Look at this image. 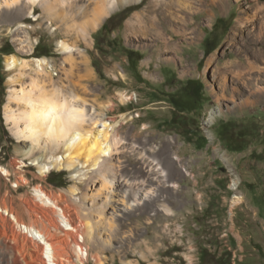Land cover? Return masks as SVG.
<instances>
[{"label": "rangeland", "instance_id": "1", "mask_svg": "<svg viewBox=\"0 0 264 264\" xmlns=\"http://www.w3.org/2000/svg\"><path fill=\"white\" fill-rule=\"evenodd\" d=\"M154 1L119 5L88 33L79 26L67 30L66 18L89 0L32 2V17L14 22L11 11H0V168L11 171L0 179V197L12 195L16 207L20 200L30 202L29 208L39 206L34 196L42 187L64 202L62 209L76 217L72 231L59 208L44 202L38 210L30 208L42 223L49 220L68 231L56 234L65 248L62 256L69 255L60 256L64 264H264V93H257L264 90V10H258L264 0L204 3L182 14L186 28L161 18L160 28L173 39L163 41L167 46L128 29ZM17 36H26L30 54L20 50ZM207 40L216 50L205 57ZM12 57L29 60L31 69L9 68ZM41 59L53 73L40 76L41 85L77 95L114 127L107 138L120 141L112 159L117 177L108 191L96 175L105 164L96 152L48 142L29 155L31 144L19 141L6 122L10 89L29 88ZM189 80L203 83V100L195 111L178 113L170 96ZM17 102L13 107L19 111L23 105ZM228 121L258 126L245 151H230L219 139L218 129ZM192 133L207 144L202 147ZM69 153L79 162L70 164ZM13 160L20 175L11 167ZM46 167L52 168L44 172ZM149 172L153 180L146 185L152 193L142 199ZM106 175L114 177L110 171ZM92 194L113 196L105 215L115 213L109 225L107 219L103 227L95 224L100 216Z\"/></svg>", "mask_w": 264, "mask_h": 264}, {"label": "bare ground", "instance_id": "2", "mask_svg": "<svg viewBox=\"0 0 264 264\" xmlns=\"http://www.w3.org/2000/svg\"><path fill=\"white\" fill-rule=\"evenodd\" d=\"M41 1L43 0H0V11L4 9L11 11L9 13L11 17L10 21L14 22L17 20L16 18H23L27 14V16L33 15L34 9L33 7L29 9L28 5L32 2L39 3ZM140 1L141 0H89V5L81 6V9L75 13L73 17L70 19L66 18V21H68V24H66L67 30H73L75 26H79L88 33L98 27L102 19L115 7L119 5L136 4ZM211 1L213 0H155L153 6H151L152 9H149L146 14H143V16L136 15L134 21L128 25V29L140 35H144V37L153 35L156 40L167 46V43L171 42L173 39H168L166 33L160 28L161 25L159 24L161 18H163L169 26L176 24L186 28L187 23L185 22H187V20L182 14L187 15L192 9L198 10V8L203 6L204 3L208 5ZM258 10L259 12L261 10L263 11L264 5H259ZM158 15H160V19H158ZM238 23V28L241 29L242 20H239ZM19 27L23 28L24 25H20ZM16 40L20 41V50H25L27 48V51L25 52L28 54L32 52V49L28 46L26 36H22V38L17 36ZM167 40H169L167 43L163 42ZM66 49H68V51L72 50L68 45H66ZM36 63L38 67L36 70L37 77H31L29 88L27 86H22L20 89L11 88L9 91L8 101L5 105V120L10 124L13 135L19 141H27L31 144L30 148L26 149V152H28L29 155L38 152V150L41 149V146L48 142L51 143L53 147H57L58 145L56 146V144L64 142L68 148L70 147V149H74L75 146H78L90 154L96 152L98 156L101 157L98 161L102 160V162L104 161L105 163H101L102 165H100L98 169L96 168L97 177L101 178L103 181V187L105 189L103 190L106 191L108 186L111 188L114 187L117 170L114 167L115 164L112 159L117 155L115 153L113 154V152L118 151V148L116 149L115 147L120 141L115 138H113L112 141H109V137L107 138V134H109L108 132L112 131L114 127L109 125L105 118L101 117L93 105L78 98L75 94L67 93L66 91L68 90L65 91V89L59 87L47 90L45 86L41 85L40 76H52L51 74L53 73L50 74V71L44 67V64L47 63L46 60L41 59L36 61ZM17 64H21L20 70L31 69V63L26 59H15L12 57L8 62L9 68H12ZM49 65L51 70L55 69V66L50 63ZM257 93L262 94L264 93V90L259 89ZM15 101H18L23 105V108H20L19 111L13 107ZM71 145L74 147H71ZM67 156L69 157L68 159L70 162H68L70 164L72 163V165H74L79 162L80 157L70 156V153ZM18 165L19 164L15 160L11 163L14 173L20 175L16 170ZM158 165H161L160 161ZM169 165L171 164L169 163ZM50 168L46 167L44 172ZM107 170L111 172L112 176H114L113 179L107 177ZM9 176H11V171L9 169L0 168V179ZM162 176H169L168 169H163ZM148 177L150 178H147V180L144 181L143 186L141 185L142 187L140 188L142 199L147 198L148 195L152 193V189L147 188L146 185V181L153 180L150 172ZM19 180L22 183L26 182L25 179L21 177ZM49 193L42 189V187L41 189L35 190L34 197L39 202V206H37L41 207L44 202L45 204L51 205L55 210L59 208L64 226L66 228L71 227L69 230L72 231V227L74 226L75 228L76 225V217L73 216V214L68 213L66 208L65 210L62 209L61 202L63 201H61V199L55 198ZM87 196L89 195L87 194ZM27 197L26 199H28ZM91 197L95 198L96 204L93 210L100 216L98 220L95 221L97 226L103 227L104 225H107L105 223L106 219L107 222L108 220H115V213H112L110 217L105 216L106 212L109 211V209H112V195L111 197L107 195V197L102 198L101 195L92 194ZM14 200L16 199L10 194L0 197V264H64L61 261V258L67 259L68 257L66 256L69 255L62 256V252L65 248L61 242H59L60 238H56V234L59 237L60 231L68 233V231L64 229L65 227H62V229L59 226L50 225L48 224L50 223L48 222L49 220L47 221L48 223H42V220L38 217V214L40 215V213L37 211L39 208L36 205H31L33 207L30 206V208H34L35 206L34 209L37 210L34 211L28 207L30 202H27V205L25 200H20V204H18L20 210L19 207L15 206L16 201L14 202ZM100 201L101 203L98 204ZM34 202L35 200H33V203ZM134 205L135 203L131 204V206ZM47 211L49 212V210ZM26 216L29 217L31 221L30 223H32L31 225L24 223L26 222ZM46 223L48 224V227L45 226L47 225ZM69 234L71 233L69 232ZM76 241L77 240H75V242ZM75 242L74 244H77ZM77 247L81 252H84L80 244ZM84 255H88V253ZM60 256L62 257L60 258Z\"/></svg>", "mask_w": 264, "mask_h": 264}, {"label": "trees", "instance_id": "3", "mask_svg": "<svg viewBox=\"0 0 264 264\" xmlns=\"http://www.w3.org/2000/svg\"><path fill=\"white\" fill-rule=\"evenodd\" d=\"M104 27H106V25ZM209 45V40H207L204 52L205 57L216 50V47H210ZM203 91L204 85L202 82L198 80H189L179 93L170 96V101L178 113L192 112L198 109L197 106L203 100ZM257 132L258 126L255 122L244 124L228 121L220 125L217 134L221 142H223L230 151L242 152L246 150L247 144H249L248 138ZM190 135L191 137H197L196 141L197 143H202V147L207 144V139L201 135L193 133ZM186 138L188 139L187 136ZM190 139L192 140V138ZM202 259H204V256H202Z\"/></svg>", "mask_w": 264, "mask_h": 264}]
</instances>
